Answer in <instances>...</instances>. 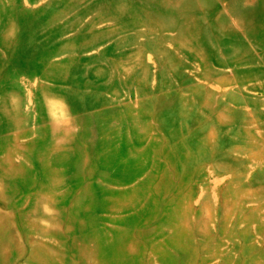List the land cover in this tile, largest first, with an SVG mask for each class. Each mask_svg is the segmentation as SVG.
I'll list each match as a JSON object with an SVG mask.
<instances>
[{
  "label": "rangeland",
  "instance_id": "1",
  "mask_svg": "<svg viewBox=\"0 0 264 264\" xmlns=\"http://www.w3.org/2000/svg\"><path fill=\"white\" fill-rule=\"evenodd\" d=\"M0 264H264V0H0Z\"/></svg>",
  "mask_w": 264,
  "mask_h": 264
}]
</instances>
